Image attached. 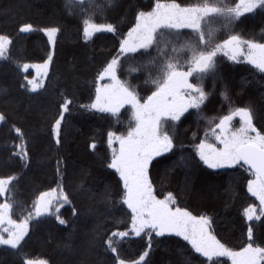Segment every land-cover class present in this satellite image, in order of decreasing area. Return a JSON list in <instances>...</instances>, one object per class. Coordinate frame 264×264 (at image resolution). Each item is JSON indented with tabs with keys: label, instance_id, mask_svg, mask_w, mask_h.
Returning <instances> with one entry per match:
<instances>
[{
	"label": "trees",
	"instance_id": "16d2710c",
	"mask_svg": "<svg viewBox=\"0 0 264 264\" xmlns=\"http://www.w3.org/2000/svg\"><path fill=\"white\" fill-rule=\"evenodd\" d=\"M177 2L187 4L196 0ZM96 3L102 6L103 11L95 13L94 22L112 23L118 32L127 33L135 22L136 12L149 10L154 0H113L111 6H107L106 0H96ZM65 5L66 0H0V35L10 38L12 57L11 61L0 60V112L8 118L7 124H0V176L15 174L19 177L14 182V199L18 206L12 212L13 219L19 220L31 210L32 202L40 192L55 188L61 182L56 176V157H62V185L71 204L60 206L59 215L68 223L59 224L55 219V209L51 215L34 217L29 222V231L21 242L20 251L28 259L46 260L48 264H114L115 257L106 250L103 240L113 230L129 228L131 211L120 200L123 186L119 175L107 167L111 150L106 134L109 129L126 133L131 109L125 105L117 118L109 113L79 107L94 99L95 77L106 61L115 55L118 42L106 32L96 33L85 40L82 32L84 17L78 14V8L69 10ZM22 24H32L34 29L60 28L57 43L52 49L54 55L49 73L43 87L36 91L27 86L24 77L29 78L30 74L22 71L19 65L43 63L50 46L41 31L20 32ZM221 24L222 21L217 20L212 25L219 29L217 42L229 34L264 42V12L260 10L245 14L230 29L220 27ZM181 32L184 36L190 34L189 29ZM132 55L135 60L146 58ZM118 74L121 79L126 78L123 71ZM128 78L133 84H139L138 92L142 97L153 90L143 83L142 75ZM204 87L212 93L203 109L205 115L227 114L230 105L220 97L222 91H227L231 106H250L254 114L253 123L264 131V73L243 58L231 61L220 53L215 73L205 77ZM61 94L70 97L73 104L65 114L62 141L57 147L51 141L50 124L58 115ZM189 111L191 115L186 113L182 122H177L176 147L161 157H154L150 164L149 176L154 194L163 199L171 192L176 197L175 206L186 208L194 216L210 217L212 233L230 248L239 249L247 242L249 223L254 229L255 242L264 246V223L247 221L243 214L248 205L259 204L247 191V181L253 176L247 166L212 169L199 159L191 146L199 143L207 125L203 120L197 124L195 111ZM12 124L20 127L28 140L30 159L26 167L19 158L8 159L10 146L19 142L15 140V134L9 132ZM193 132L197 133L196 140L192 139ZM93 142L96 144L94 149L90 147ZM209 142L218 144L213 138ZM114 146L118 148V144ZM79 150L90 163H78ZM171 165L169 176L167 168ZM82 172H86L85 175ZM187 176L193 177V188L208 180L216 183L217 193L224 194L217 199L202 201L197 196L200 189L190 191L184 184ZM81 185L84 192L80 191ZM105 189L111 192V202L102 198ZM73 207L77 209L76 216H73ZM148 240L147 233L125 238L119 248L120 258L137 260L148 248ZM0 264H21V261L14 250L0 246ZM144 264H231V261L227 257H219L209 262L195 253L182 237L175 234L157 237L152 233L151 248Z\"/></svg>",
	"mask_w": 264,
	"mask_h": 264
},
{
	"label": "snow or ice",
	"instance_id": "6c2138e0",
	"mask_svg": "<svg viewBox=\"0 0 264 264\" xmlns=\"http://www.w3.org/2000/svg\"><path fill=\"white\" fill-rule=\"evenodd\" d=\"M113 0H106L107 6ZM66 8L79 9L82 19V32L85 40L96 33H111L117 38L118 48L115 55L106 61L98 71L95 84V97L89 104L79 107L109 113L118 118L120 109L125 105L131 109L129 126L126 133L107 131V145L111 150V159L107 167L114 169L122 182L123 193L120 198L131 211L130 226L124 231H111L103 245L115 257L114 264H144L151 248V236L165 233L182 237L195 253L213 262L214 258L227 257L231 264H264V246L254 240V229L251 223L247 226V242L239 249H233L222 243L211 230V218L206 215L194 216L186 208L176 205V197L169 192L163 199L154 194L153 182L149 176L150 164L154 157H161L175 147L177 122H182L185 114L194 110L197 124L201 120L207 125L204 136L199 143L193 144L195 154L209 168L224 166H247L253 176L247 181V191L256 200L258 206L248 205L243 210L247 221L264 223V131L253 123V110L250 106L233 107L227 91H222V101L229 103L227 114L207 116L204 114L206 101L212 94L205 90L204 79L215 73L216 59L222 53L231 61L241 58L264 73V42L255 38L244 39L239 34H229L226 39L217 42L213 27L214 21H222L220 27L230 29L245 14L264 12V0H196L194 3L181 4L177 0H154L149 10H139L135 14L134 24L127 33L118 32L112 23H96L94 15L103 11L96 0H66ZM182 29H189L184 36ZM41 31L47 37L50 50L42 64H20L22 71L30 67L40 69V75L46 76L53 60L57 43L58 27L34 29L32 24H22L20 32ZM11 40L0 35V60L11 61L9 46ZM132 54L146 58L135 60ZM127 65V67H125ZM123 71L126 78L121 79ZM143 76V83L150 85L152 91L146 97L140 96L139 84H133L128 77ZM27 86L32 91L43 87V80L36 77L28 79ZM107 80V83L101 81ZM193 80L195 82H193ZM25 85H21L24 87ZM62 96L58 105V115L50 124L51 141L58 147L62 141V125L65 114L69 112L73 101L67 95ZM239 118V126L233 127L234 118ZM8 118L0 112V124H7ZM9 132L15 134L10 148L9 160L19 158L26 167L29 162L28 140L25 132L15 124L10 125ZM197 133H192L196 140ZM213 138L217 143L209 142ZM118 144V148L114 146ZM95 148L93 142L90 145ZM183 159V158H181ZM63 158L56 157L57 186L46 192H40L32 202L31 210L17 220L12 212L18 202L14 199V182L19 177L15 174L0 176V246L14 250L21 264H48L46 260L28 259L20 251L22 240L29 231V222L34 217L53 214L61 225L68 222L59 215V207L71 204L69 194L62 185ZM80 191L84 192L83 185ZM105 202H111L108 189L102 194ZM73 216L77 209L72 208ZM149 236L148 248L137 260L126 261L120 258L119 248L123 240L130 235Z\"/></svg>",
	"mask_w": 264,
	"mask_h": 264
},
{
	"label": "rangeland",
	"instance_id": "374dc122",
	"mask_svg": "<svg viewBox=\"0 0 264 264\" xmlns=\"http://www.w3.org/2000/svg\"><path fill=\"white\" fill-rule=\"evenodd\" d=\"M56 12V11H55ZM54 12V13H55ZM56 15V14H55ZM30 65H39V64H42V63H28ZM49 69H50V65H49V68H48V73H49ZM40 69L38 68H33V67H30L27 71H24L25 73H29L30 74V77L28 79H32L33 77H36L38 80H44L46 79L48 73L46 76H41L40 75ZM233 127H238L239 126V118H234L233 122ZM78 163L82 164V163H90L87 161L86 157L84 156L83 152L81 150H79V153H78ZM172 166L171 167H168L167 168V174L169 176H171V172H172ZM218 169V168H216ZM86 172H82L83 175H85ZM88 176V175H87ZM89 178V176H88ZM193 181V177L192 176H187V178L185 179L184 181V184L186 185V187H189V190H197V189H200L198 190L199 192H197V196L199 197L200 200L202 201H206V200H212V198L214 199H217L219 196L223 195L224 193L223 192H218V190L216 191L217 189V185L216 183L212 182V181H204L203 185H198L199 187L197 188V186L194 188L192 187L191 183ZM226 208H228V205H226ZM165 234H169V233H165ZM174 234V233H173ZM213 234V233H212ZM214 235V234H213ZM218 239V238H217ZM68 256H71L70 254H68Z\"/></svg>",
	"mask_w": 264,
	"mask_h": 264
}]
</instances>
